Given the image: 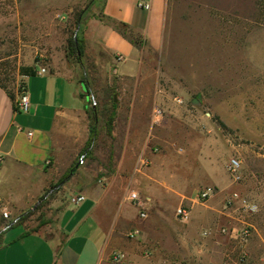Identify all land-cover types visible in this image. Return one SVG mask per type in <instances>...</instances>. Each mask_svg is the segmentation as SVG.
<instances>
[{"label": "rangeland", "instance_id": "obj_1", "mask_svg": "<svg viewBox=\"0 0 264 264\" xmlns=\"http://www.w3.org/2000/svg\"><path fill=\"white\" fill-rule=\"evenodd\" d=\"M91 1L78 0L69 7L65 0H0V84L6 91L19 90L21 68L35 66L63 74L69 70L75 80L84 81V92L87 82L98 97L110 95L106 86L116 95H132L129 82L120 84L107 65L88 57L82 67L68 62L67 39L76 31L80 13L83 30L92 14ZM142 61L151 71L139 93L148 97L156 89L160 100L152 109L163 112L160 124L151 126L159 129L162 142L154 145L161 157L158 173L174 181L168 185L173 193L165 191L166 205L191 208L188 221L174 215V221L162 226L166 233L160 256L174 260L171 264H264V0H166L162 47L144 51ZM102 115L99 134L105 130ZM232 157L240 161L238 181L226 170ZM96 161L105 167L95 145L89 158L79 154L73 165L93 166L96 172ZM204 163L211 164L217 184L209 181ZM57 183L22 212H30L25 221L44 217L58 195ZM204 189L213 194L194 200ZM141 201L148 210L146 221L155 208ZM209 208L217 223L200 217ZM16 216L9 214V220ZM8 222L1 215L2 226ZM232 228L249 235L232 239L221 233ZM109 264H114L111 259Z\"/></svg>", "mask_w": 264, "mask_h": 264}, {"label": "crops", "instance_id": "obj_2", "mask_svg": "<svg viewBox=\"0 0 264 264\" xmlns=\"http://www.w3.org/2000/svg\"><path fill=\"white\" fill-rule=\"evenodd\" d=\"M65 1L69 7L78 2ZM90 8L91 17L82 30L85 57L107 65L112 72L115 69L120 84L129 82L132 95H116L112 86H106L110 95L98 97L90 84L86 83L84 92V81L75 80L69 70L63 74L44 68L46 72L40 74L43 67L26 66L35 67L36 73L21 75L30 102L29 112L24 113L18 107L19 90L11 98L0 87V232L2 210L17 218L72 167L89 137L87 109L95 103L99 116L102 113L107 121L115 105L111 136L104 130L95 142L105 159V167L96 161V172L101 173L93 172V166H78L52 197L42 219L24 220L1 232L0 264H109L114 251L125 253L123 264L174 261H164L158 251L166 233L162 226L174 221L180 206L166 205L165 191L173 193L168 185L174 181L158 173L162 164L157 145L162 142L159 129L151 124L156 106L152 107L160 97L154 88L148 97L139 93L145 74L151 71L143 65L142 53L162 47L166 0H92ZM122 25L138 35L140 43L134 44ZM202 167L209 181L217 184L211 164ZM129 192H136L149 208H155L148 220L139 218L127 199ZM78 195L84 200L72 204ZM214 213L209 208L200 217L206 223H217ZM135 230L138 236L127 238Z\"/></svg>", "mask_w": 264, "mask_h": 264}, {"label": "built area", "instance_id": "obj_3", "mask_svg": "<svg viewBox=\"0 0 264 264\" xmlns=\"http://www.w3.org/2000/svg\"><path fill=\"white\" fill-rule=\"evenodd\" d=\"M145 8H148V6L146 5ZM119 60H121V58H118V61ZM45 72L46 71H45L44 68H42L40 70V74H44ZM174 101L177 104H179V105L183 103V101L181 99H177V98ZM92 105L95 106L96 104L93 103ZM18 107H19V110L24 112V113L29 112V109H30L29 96L27 94V90H26L24 85H22L20 87L19 92H18ZM162 115H163L162 110L157 108V107H155L153 112H152V123L154 125H159L161 120H162ZM31 134L32 133L28 132V136H31ZM142 164H145L144 160L142 161ZM226 170H227L229 176L233 179V181H238V180L241 179V165H240V161H239L238 158H236V157L230 158L228 160L227 165H226ZM212 194H213V192H212L211 189H204V190L200 191L198 194H196L195 200L197 202L205 201ZM232 198L239 199V196L237 194H234L232 196ZM127 199L136 208H138V213H139L138 216H139V218L141 220H145L148 217V215H147V212L145 211V209L142 208L143 207V203H142L139 195L136 192H129L128 195H127ZM83 200H84V196L83 195H78L76 197H73L71 199V202H72V204L76 205V204H78L79 202H81ZM240 201L242 202L244 200L240 199ZM1 215H2V218L4 220H8L9 221L5 226H2L1 231H5L6 229H8L10 224L17 223V218L9 220V213L6 210H2L1 211ZM190 215H191V208L189 206L180 205L175 210V216L180 221H183V222L188 221L189 218H190ZM221 233L234 235L235 238L240 237L241 239H246L248 237V235H249L248 230H240L239 231V230H237L235 228H232L230 230L229 229H222ZM138 234H139V232L137 230L132 231V232L127 234V238L134 239V238H136L138 236ZM125 258H126L125 253L121 252V251L112 252L111 257H110L111 261L114 264H121L124 261Z\"/></svg>", "mask_w": 264, "mask_h": 264}, {"label": "trees", "instance_id": "obj_4", "mask_svg": "<svg viewBox=\"0 0 264 264\" xmlns=\"http://www.w3.org/2000/svg\"><path fill=\"white\" fill-rule=\"evenodd\" d=\"M83 13H80L76 19V31L73 32V34L67 39L66 42V48H67V54H68V62L73 61L79 64L81 67L83 66V58L85 57V45H84V39L82 36V29H81V17ZM121 28L123 29L124 33H127L134 44L140 43V38L138 35H135L132 30H129L127 26L122 25ZM36 68L35 67H23L21 68L20 75L25 76H32L35 75ZM84 76V75H83ZM87 83V82H86ZM89 83H87V86ZM0 87L3 88V86L0 84ZM8 92V91H7ZM10 94V97L12 98L13 94L8 92ZM111 107L113 108L112 111L108 114L107 121L105 124V131L108 136H111L112 131V124L115 119V105L112 104ZM88 118L90 120V128H89V137L88 140L81 150L80 154L83 157L89 158L91 156V150L93 149L95 142L99 135V128H98V122H99V112L97 105L91 106L89 109H87ZM79 166L78 162H76L68 171L61 177V179L57 183L58 186H62L64 183H66L76 172L77 167ZM49 193L47 190L43 196H41V200ZM30 212L23 213L17 217V223L24 221L27 218V215ZM15 223V224H17ZM15 224H10L8 229L12 227ZM7 230V229H6ZM4 232V231H1ZM0 232V235H1Z\"/></svg>", "mask_w": 264, "mask_h": 264}, {"label": "water", "instance_id": "obj_5", "mask_svg": "<svg viewBox=\"0 0 264 264\" xmlns=\"http://www.w3.org/2000/svg\"><path fill=\"white\" fill-rule=\"evenodd\" d=\"M113 72H115V69L113 70Z\"/></svg>", "mask_w": 264, "mask_h": 264}]
</instances>
